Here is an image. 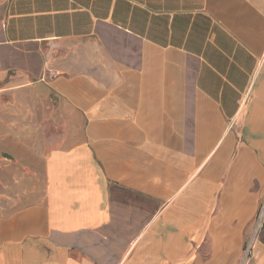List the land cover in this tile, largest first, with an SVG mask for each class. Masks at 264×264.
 Returning a JSON list of instances; mask_svg holds the SVG:
<instances>
[{"label": "crops", "instance_id": "obj_1", "mask_svg": "<svg viewBox=\"0 0 264 264\" xmlns=\"http://www.w3.org/2000/svg\"><path fill=\"white\" fill-rule=\"evenodd\" d=\"M264 0H0V264H264Z\"/></svg>", "mask_w": 264, "mask_h": 264}, {"label": "built area", "instance_id": "obj_2", "mask_svg": "<svg viewBox=\"0 0 264 264\" xmlns=\"http://www.w3.org/2000/svg\"><path fill=\"white\" fill-rule=\"evenodd\" d=\"M263 226H264V204L259 209V212H258V215L256 218V226H255V230H254V236L255 237L257 236V234H259V232L263 228Z\"/></svg>", "mask_w": 264, "mask_h": 264}, {"label": "rangeland", "instance_id": "obj_3", "mask_svg": "<svg viewBox=\"0 0 264 264\" xmlns=\"http://www.w3.org/2000/svg\"><path fill=\"white\" fill-rule=\"evenodd\" d=\"M264 204V203H263ZM262 204V205H263ZM261 231V230H260ZM260 235V232H259V234H257V236L256 237H258ZM255 236H254V233H253V236H252V238H251V240H250V242H249V244L247 245V249H246V252H245V255L251 250V243H252V240L254 239V238H256Z\"/></svg>", "mask_w": 264, "mask_h": 264}]
</instances>
